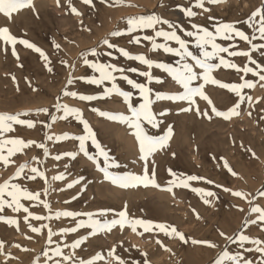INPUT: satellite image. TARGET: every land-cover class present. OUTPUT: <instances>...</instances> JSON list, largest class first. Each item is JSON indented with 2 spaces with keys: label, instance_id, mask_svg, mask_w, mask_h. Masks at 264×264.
<instances>
[{
  "label": "rangeland",
  "instance_id": "1",
  "mask_svg": "<svg viewBox=\"0 0 264 264\" xmlns=\"http://www.w3.org/2000/svg\"><path fill=\"white\" fill-rule=\"evenodd\" d=\"M192 2L193 0H123V3L135 5V7H110L108 4L102 3L101 0H93L94 6L84 4L82 0H71V5L82 13V15L77 16L71 12L68 0H60L59 5L57 4V0H34L35 11L30 8L24 9L14 14L10 21L0 14V27L7 26L11 34L18 39H26L42 49L50 58L52 62L51 66L53 67V72L49 73L45 67V61L40 57L39 53L19 43L16 45V52L19 55V60H17L12 55L11 46H5L0 41V112L15 114L21 111H30L33 115L25 118L51 123L47 115L42 112L39 115L36 113L40 109L47 108L50 113H54L57 116L61 115L60 113H55L53 108L56 97L61 96L62 102L83 110L84 117L95 131L101 146L108 152L111 158L121 165L120 168L109 169L111 172L126 173L136 168V172L134 170V173H138L141 170V173H139L142 174L144 162L140 159L138 142L130 134V130L125 125L102 118L91 110L93 107H96L106 111L126 112V105L122 102V99L113 96L107 100L83 102L71 97L62 96L70 69L66 68L61 61L64 60L70 65H75L76 71L74 74L76 76L90 75V69L81 62V54L91 48L97 47L104 38L108 37L113 43L128 49L132 53H144L149 58L174 64L178 58L162 52L153 53L147 41H143L141 45H134L129 43L130 37L121 36L113 38L111 37V33L118 29L123 30L126 27L125 22L128 17L152 13H156L165 19L177 23L184 29L191 30L190 24L193 22L192 19L186 17L179 8L180 6L188 7ZM262 4H264V0H226L225 3L212 5L211 7L208 5L212 11L204 13L205 17L201 16L203 19H198V15L194 22L207 26L212 30L213 25L217 21L231 22L236 21V19H246L252 11ZM194 10L202 13L199 9ZM208 15L215 19L210 20ZM239 26L246 32H250V29L246 25L240 24ZM86 29H91V31H87ZM148 34H151V32ZM239 42L237 41V43ZM221 43L227 44L228 42ZM240 43L238 44L239 49H248L249 45L247 43ZM55 44H60L61 48L59 50L56 49ZM5 47L8 48L7 52L4 51ZM252 55L258 63L264 64V56H261L259 52H254ZM105 59L107 60L108 58L106 57ZM232 59L236 63L239 62V65L242 62L240 66L247 63V58L245 57H235ZM113 62L125 68L136 67L141 71L147 70L143 65L135 61L126 60L123 57ZM20 65H23V67H20ZM127 74L138 82H144V78L135 73L129 72ZM153 74L164 80L163 84L152 85L156 91L170 92L176 87L170 77H167V74L160 70L153 69ZM236 74L234 70L225 69H220L214 73L216 78L222 82L230 81L231 83V81H238L239 83L241 82L239 77L242 73L238 74L239 77ZM250 75H248V78L249 80L256 81V87L245 89L244 93L253 97V104L251 107H249L247 102L242 104L241 116L234 117L231 121H225L214 115L212 120L209 121L206 118L198 117L195 115V112L180 113L179 108L182 105L169 101H160L154 105V110L161 111L168 109L170 110V114L162 118L164 124L161 125V128L153 131L163 134L168 125H171L174 131V135L169 141V146L164 151L157 152L150 158L149 169H153L151 161L154 160L157 183L162 184L161 186L166 188L168 186L166 182L170 181L171 178L173 179L168 171L171 169L183 177L189 175L204 177L206 180L213 181V184H208L205 181H192L190 182V189L175 187L174 189H177H173L172 193L162 191L159 188L155 189V187L150 188V186L148 188L141 186L144 189L141 192L139 191V188L140 190L142 189L141 187L124 190L114 186L110 181L104 179L103 173L97 170L96 165L92 161L82 153H79L78 141L67 139L60 142H52L46 140V136L49 134H83L82 124L73 118H69L67 121L58 119L52 125L51 132L40 123H37V126L30 130L26 126H15L16 131L9 133L8 136L44 142L48 145L51 155L44 157L42 150L35 146L24 150L23 153H17L12 158L15 161L14 164L8 167L0 164V183L13 176L19 165L25 162L34 165L32 158L39 157L44 161L39 167L46 173L51 185L49 194L47 196L43 195L48 185L40 178H37L35 181L22 180L20 182L29 190L41 192V198L50 202L53 212L63 210L98 212L101 209H110L112 211L108 213L107 219H112L113 217L111 216H114L115 212L123 210L127 204L128 215L133 219H144L175 226L187 238L199 240L206 236V240L214 239V242H219L223 245L224 241L219 237V231L232 235L234 232L240 230L243 222L250 218L249 205L246 201L233 197L230 192H224L222 188H218L216 185H222L234 191L243 190L253 195L258 190H264V119H262L264 117V88L260 86L261 82L258 81L257 77L256 79L255 77H250ZM13 76L16 77L15 81L12 79ZM234 78L235 80H233ZM119 83L125 90H131L126 82L120 81ZM17 85L19 86V90H17ZM33 88L37 90L33 91ZM256 88L257 90H255ZM71 90L90 95H100L102 93V87L89 85L83 81H77ZM205 90L218 110L226 111L237 101V97H234L233 93L231 95L230 92L227 93L225 89H220L217 86L208 85ZM261 98L263 99L262 101ZM257 100H259V103L256 102ZM198 103L202 110L205 109V101L198 100ZM248 111L252 112L251 117L247 115ZM233 140H235V145L232 143ZM241 142L244 147L240 146ZM248 148H251L256 153L255 157L246 150ZM88 150L90 154L97 155V150L92 146L90 141L88 142ZM66 152H77L78 155L76 159L67 156H63L59 161L53 159L57 154L62 155ZM125 152H128L131 158ZM97 158L101 166H105L103 158L98 155ZM125 158L126 160L131 159L130 162L126 163V160L124 161ZM221 158L227 159L232 169L238 173L237 177L232 176L227 169L221 166L223 163ZM61 173L67 177L66 180H52L53 176ZM25 174H27V169L25 170ZM168 175L170 178L165 179ZM79 177H84L81 184H77L71 189L66 187L68 183ZM98 181L100 182L98 183ZM106 182L109 183L110 187H105L104 183ZM198 186L205 190L216 192L219 200H213L212 206L205 205L200 196L191 190V188ZM61 189L64 190L61 191ZM136 192L138 193L132 194ZM143 192L149 194L150 197L148 195L144 198L145 193ZM141 193H143L142 196ZM166 196L169 198V200L167 199L168 202L165 200ZM127 197H129L128 200L131 204L126 200ZM171 197L175 199L173 200ZM160 200L163 201L162 204ZM256 202L264 206V198ZM22 203L25 206L31 204L28 201H22ZM239 208H243L244 211H239ZM193 209L199 213L202 220L199 219V221L196 218ZM30 211L37 215L49 214L43 205H33L30 207ZM24 215L23 212L14 213L11 208L7 207L0 213V216L20 219L19 231H17L15 226H9L0 220V241L5 243L3 250L5 254L0 255V264H35L37 257H40V264H44L45 258L42 253L48 248L46 242L47 229L44 230V234L31 232L23 220ZM77 219H86V217H78ZM30 222L36 227H39L42 223L50 224L53 230L57 232L62 228L75 226L74 220L64 217L53 219L52 221L31 220ZM248 228L246 234L254 238L264 239V231L258 226L251 225ZM113 231H117V234H115L121 237L115 235V238L112 237L114 239H110L109 234L105 236V233L90 236L88 235L90 229L82 228L76 233L68 234L65 237H54V239L63 244L65 242L71 243L75 239L87 236L85 242L76 250V255L83 259H90L102 251L103 253H107V249L116 246L117 254L126 261V264H145L146 261L147 264H187L192 258H205V256L208 257V255L214 253L213 259H209L208 263H206L213 264L216 255L214 250L206 246L191 245L190 242L189 244H184L177 238L165 236L163 232H159L158 230L143 233L144 235L137 234L143 232L141 228L137 229L136 234L129 227H125L124 231H121L117 227ZM27 237H32V239H28ZM157 240L161 241L171 251H166L165 248H162L157 243ZM104 241L108 242L107 245H114L110 248L107 246L105 250L103 243L107 242ZM16 244L21 245L22 248L31 249V251L24 252L16 248ZM230 247L232 249L236 248L235 245ZM70 251V249H65L66 253H70ZM9 253L15 259L10 258L7 255ZM144 253L147 254L146 257L143 255ZM247 256L249 259H259V254L255 252L248 253Z\"/></svg>",
  "mask_w": 264,
  "mask_h": 264
},
{
  "label": "snow or ice",
  "instance_id": "2",
  "mask_svg": "<svg viewBox=\"0 0 264 264\" xmlns=\"http://www.w3.org/2000/svg\"><path fill=\"white\" fill-rule=\"evenodd\" d=\"M82 2L94 6L93 0H82ZM101 2L108 4L110 7H135V5L123 3V0H101ZM225 2L226 0H193L188 7L180 6L179 10L193 21L190 24L191 30L184 29L179 24L165 19L156 13H152L128 17L125 22L126 27L123 30L118 29L111 33V37L113 38L121 36L130 37L129 43L134 45H141L143 41H147L153 53L162 52L166 55L178 58L174 64L149 58V56L144 53H132L128 49L113 43L108 37L104 38L97 47L91 48L81 54V62L90 69V75L76 76L74 74L76 71L75 65H70L64 60L61 61L66 68L70 69L65 89L62 91V96L71 97L83 102L107 100L111 99L113 96L122 99V102L126 105V112L106 111L96 107H93L91 110L102 118L125 125L130 130V134L138 142L140 159L144 162L142 174L111 172L109 169L119 168L121 165L111 158L108 152L101 146L95 131L88 120L85 119L83 110L62 102L61 96L56 97V101L53 105L55 113H60L61 115L57 116L54 113H50L47 108L40 109L36 113L37 115L41 112L44 113L49 117L51 123L25 118L33 115L30 111H21L15 114L0 112V164L4 167L14 164L15 161L12 158L17 153H23L24 150L32 146L41 149L44 157L51 155L48 145L44 142L8 136L9 133L16 131L15 126H26L29 129H33L37 126V123H40L51 132L52 125H54L58 119L67 121L69 118H73L82 124L83 134H49L46 136V140L52 142H60L67 139L78 141L79 153H82L92 161L96 165L97 170L103 173L104 179L110 181L114 186L122 189L141 186L148 188L151 186L172 193L174 187L189 188L190 182L192 181H205L208 184H213V181L206 180L204 177L195 175L183 177L169 169V174L173 179L168 181V186L166 188H163L156 181L154 160L151 161L153 164L152 170L149 169V162L150 158L157 152L164 151L169 146V141L174 135L171 125L166 126V131L163 134H159L158 131H153L159 130L161 125L164 124L162 118L170 114V110L168 109L161 111L154 110V105L157 102L169 101L174 104L182 105L179 108L180 113L195 112V115L198 117L206 118L209 121L212 120L213 115L225 121H231L234 117L241 116L242 104L247 102L249 107L253 104V97L245 95L244 90L255 88L256 81L246 79V77L249 74L253 77H257L258 81L261 82L260 86L264 88V64L258 63L252 55L254 52H259L261 56H264V4L252 11L244 20L231 22L217 21V23L213 25L212 30L207 26L194 22L195 18L201 14V12L194 9H199L203 13H209L211 12V8L207 5H218ZM59 3L60 0H57L58 5ZM68 3L73 14L77 16L82 15V13L71 5V0H68ZM29 8L35 11L34 0H0V14L8 18L9 21L13 18L14 14ZM208 18L210 20L215 19L211 16ZM81 23L83 22L81 21ZM240 24L246 25L247 28L250 29V32H246L238 27ZM86 30L91 31V29ZM149 32H151V34H148ZM0 41H2L5 46H11L12 55L16 57L17 60H19V55L16 52V45L18 43L26 48L34 50L39 53L40 57L45 61L47 71L49 73L53 72V67L51 66L52 62L47 54L28 40L18 39L11 34L7 26L0 27ZM237 41L247 43L249 45L248 49H239ZM221 42L228 43L225 44ZM54 46L58 50L61 48L60 44H55ZM7 50L8 48L5 47L4 51L7 52ZM106 57L108 58L107 60L105 59ZM120 57L129 61H135L143 65L147 70L141 71L136 67L125 68L113 62L120 59ZM235 57H246L247 63L240 66L232 59ZM20 67H23V65H20ZM153 69L160 70L167 74V77H170L171 81L174 82L176 86L173 91L161 92L156 91L152 87L153 84L164 83L162 78L153 74ZM220 69L234 70L237 74L242 73L239 77L241 82H222L214 75V73ZM129 72L143 77L144 82H138L136 79L131 78L127 74ZM12 79L15 81L16 77L13 76ZM77 81H83L89 85L102 87V93L100 95H90L71 90ZM120 81L126 82L131 90L122 88L119 83ZM208 85L217 86L220 89H225L233 93L238 98L236 103L226 111L218 110L205 90ZM17 90H19L18 85ZM36 90L37 89L33 88V91ZM198 100L206 102L205 109L202 110L200 108ZM256 102L259 103V100ZM247 115L251 117L252 112L248 111ZM262 119H264V117H262ZM89 141L97 150V155L103 158L105 166H101L97 155L90 154L88 150ZM232 143L235 145V140H233ZM240 146L244 147L242 142ZM246 150L250 152L252 156H256V153L251 148ZM77 155V152H66L62 155L57 154L53 159L59 161L63 156L76 159ZM32 159L34 165L28 162L19 165L13 176L9 177L3 183H0V213H2L6 207L11 208L14 213L23 212L25 214L23 220L31 232L44 234V230L47 229L46 242L48 248L42 253L45 258L44 264H100V262H102V264H126V261L117 254L116 246L111 247L106 254L100 252L90 259H83L76 255V250L85 242L87 236L75 239L71 243L65 242L63 244L54 239V237H65L68 234L76 233L82 228L90 229L88 235L96 236L101 233H111L112 230L117 227L121 231H123L125 227H129L133 233H137V229L141 228L143 232L137 233L139 235L158 230L159 232H163L165 236L170 238L175 237L184 244H189L190 242L191 245L206 246L216 252L213 264H264V239L254 238L246 234V230L251 225H256L264 231V206L256 202L264 198V190H258L255 195H253L243 190L234 191L222 185H216V187L222 188L224 192H230L233 197L246 201L249 205L250 218L243 222L240 230L232 235L224 231H219L218 235L224 241V244L221 245L219 242H214L212 240L187 238L184 233L178 231L175 226L155 223L144 219L130 218L127 212V205L124 206L123 210L115 212L112 219H107L108 213L112 211L110 209H101L98 212L69 210L53 212L50 202L41 198V192L29 190L20 182L22 180L35 181L37 178H40L48 185L43 195L47 196L49 194L51 185L46 173L39 167L44 161L39 157H33ZM221 159L223 160L221 166L227 169L232 176L237 177L238 173L232 169L227 159ZM26 169L27 174H25ZM66 179L67 177L63 173L52 177L53 181H63ZM83 180L84 177H79L68 183L66 187L71 189L75 185L81 184ZM63 190L64 189H61V191ZM191 190L200 196L205 205L212 206L213 200H219V197L214 191H208L200 187H193ZM73 199H75V197H73ZM22 201H28L31 202V204L25 206ZM33 205H43V207L48 210L49 214H34L30 211V207ZM238 210L241 212L244 211L243 208H239ZM193 212L196 214L197 219H201L199 213L196 212L195 209H193ZM61 217L71 218L75 221V226L62 228L57 232L53 230L50 224L42 223L39 227H36L30 222L31 220L52 221L53 219H60ZM78 217H86V219H77ZM0 220L9 226H15L17 231H19L20 221L18 219L0 216ZM27 238L32 239V237ZM157 243L160 244L162 248H165L166 251H171V249H167L161 241L157 240ZM232 245H235L236 248L232 249L230 247ZM4 247L5 243L0 241V255L5 254L3 251ZM15 247L24 252L31 251V249L22 248L19 244H16ZM66 248L71 250L70 253L65 252ZM252 252L258 253L259 259H249L247 254ZM7 255L15 259V257H11L10 253ZM143 255L145 257L147 256L146 253ZM35 264H40V257L36 258ZM145 264H147V261Z\"/></svg>",
  "mask_w": 264,
  "mask_h": 264
},
{
  "label": "bare ground",
  "instance_id": "3",
  "mask_svg": "<svg viewBox=\"0 0 264 264\" xmlns=\"http://www.w3.org/2000/svg\"><path fill=\"white\" fill-rule=\"evenodd\" d=\"M244 3H245V2H244ZM207 6H208V5H207ZM209 6L211 7L212 5H209ZM212 8H213V7H212ZM237 8H238V7H237ZM211 11H212V9H211ZM243 12H244V11H243ZM201 16H203V18L205 17L203 12L198 16V19H199V18H202ZM209 16H210V15H208V17H209ZM231 16H232V14H231ZM203 18H202V19H203ZM236 20H237V19H236ZM238 20H239V19H238ZM194 21H195V20H194ZM239 27H241V26H239ZM239 43H240V42H239ZM239 43H237V44H239ZM240 44H241V43H240ZM242 44H243V43H242ZM244 45H245V44H244ZM244 45H243V46H244ZM238 46H239V45H238ZM243 46H242V47H243ZM246 47H247V46H246ZM239 48H240V47H239ZM247 48H248V47H247ZM243 49H244V48H243ZM245 58H246V57H245ZM244 60H245V59H244ZM238 61H239V60H238ZM238 63H239V62H237V64H238ZM241 63H242V62H241ZM241 63H240V65H241ZM259 63H261V62H259ZM262 64H263V63H262ZM242 66H243V65H242ZM235 73H236V72H235ZM233 74H234V73H233ZM236 75L238 76V74H236ZM251 76H252V75H250V77H251ZM234 77H235V76H234ZM238 77H239V76H238ZM252 77H253V76H252ZM235 78H237V77H235ZM235 78H234L233 80H235ZM246 78L249 79L248 76H247ZM255 78H256V77H255ZM237 79H238V78H237ZM256 79H257V78H256ZM231 80H232V79H231ZM228 82L230 83V81H228ZM231 82H232V81H231ZM237 83H238V81H237ZM259 87H260V86H259ZM257 88H258V87H257ZM257 88H256L255 90H257ZM258 89H259V88H258ZM255 90H254V91H255ZM259 90H261V89H259ZM226 91H227V90H226ZM263 91H264V90H263ZM263 91H261V92H263ZM252 92H253V91H252ZM255 92H256V91H255ZM227 93H228V91H227ZM256 93H258V92H256ZM225 94H226V93H225ZM230 94H231V93H230ZM259 94H260V93H259ZM231 95H232V94H231ZM260 95H261V94H260ZM256 96H258V95H256ZM230 97H231V96H230ZM234 97H235V95H234ZM259 97H260V96H259ZM235 99H236V98H235ZM237 99H238V98H237ZM262 100H263V99L261 98V101H262ZM222 109H223V108H222ZM257 122H258V121H257ZM258 124H259V123H258ZM255 127H256V126H255ZM28 129H29V128H28ZM29 130H30V129H29ZM29 130H28V131H29ZM74 134H75V133H74ZM78 134H79V133H78ZM129 143H130V142H129ZM128 146H129V145H128ZM138 148H139V147H138ZM120 153H121V152H120ZM120 153H119V154H120ZM125 154H128L127 156H128L129 158H131V157L129 156V153H128V152H125ZM123 155H124V154H123ZM123 155H122V156H123ZM168 155H169V154H168ZM122 156H121V157H122ZM78 157H79V156H78ZM121 159H122V158H121ZM125 160H126V158L124 159V161H125ZM128 160H129V161H128ZM130 160H131V159H127V160H126V163L130 162ZM122 161H123V160H122ZM136 161H137V160H136ZM124 163H125V162H124ZM84 164H85V163H84ZM88 166H89V165H88ZM119 168H120V167H119ZM128 168H129V167H128ZM139 168H140V167H139ZM135 169H136V168H135ZM135 169H134V170H135ZM134 170H132L133 172H132V171H128V170H126V171L134 173ZM89 171H90V170H89V168H88V172H89ZM115 171H116V170H115ZM123 171H124V170H123ZM138 171H139V170H138ZM140 171H141V170H140ZM140 171H139V172H140ZM119 172H120V171H119ZM124 172H125V171H124ZM135 172H136V170H135ZM139 172H138V173H139ZM138 173H136V174H138ZM140 173H141V172H140ZM140 173H139V174H140ZM156 175H157V174H156ZM164 177H165V176H164ZM99 178H101V177L99 176ZM162 178H163V175H162ZM162 178H161V179H162ZM167 178H170V176L168 175V177H165V179H167ZM165 179H164V180H165ZM164 180H163V181H164ZM171 180H172V178H171ZM167 181H168V180H167ZM99 182H100V181H98V183H99ZM104 182H105V181H104ZM98 183H96V184H98ZM106 183H107V182H106ZM106 183H104V184H105V187L108 188L107 186H109V183H107V184H106ZM101 184H102V182H101ZM101 184H98V185H101ZM104 184H103V185H104ZM164 184H165V183H164ZM166 184H168V182H166ZM161 185H162V184H161ZM196 185H197V184H196ZM109 187H110V186H109ZM198 187H199V186H198ZM138 188H139V187H138ZM141 188H142V187H141ZM150 188H151V186H150ZM163 188H164V187H163ZM174 188H175V187H174ZM174 188H173V189H174ZM181 188H182V187H181ZM152 189H153V188H152ZM155 189H156V188H155ZM176 189H177V188H176ZM176 189H174V190H176ZM189 189H190V188H189ZM124 190H125V189H124ZM137 190H138V189H137ZM142 190L144 191L143 188H142L141 190H140V188H139V191H140V192H141ZM151 191H152V190H151ZM189 191H190V190H189ZM132 192H133V190H132ZM134 192H135V191H134ZM152 192H153V191H152ZM137 193H138V192H136V193H132V194L134 195V194H137ZM143 193H145L144 196H143L144 198H145L146 196L149 195V194H146V192H143ZM143 193H141V196H142ZM192 193H193V192H192ZM126 194H127V193H126ZM130 194H131V193H130ZM130 194H129V196H130ZM139 194H140V193H139ZM175 194H176V193H175ZM190 194H191V193H190ZM154 195H156V194H154ZM158 195L160 196V194H158ZM161 195H162V194H161ZM173 195H174V194H173ZM141 196H140V197H141ZM170 196H171V195H170ZM97 197H98V196H97ZM134 197H135V196H134ZM140 197H139V198H140ZM149 197H150V195H149ZM156 197H157V196H156ZM160 197H161V196H160ZM160 197H159V198H160ZM162 197H163V196H162ZM166 197H167V198H166L165 200H167V199L169 200L168 196H166ZM189 197H190V196H189ZM132 198H133V197H132ZM135 198H136V197H135ZM135 198H134V201H135ZM141 198H142V197H141ZM152 198H153V197H152ZM171 198H173V197H171ZM128 199H129V197L126 198V200H128ZM160 199H162V198H160ZM174 199H175V198H173V200H174ZM145 200H146V199H145ZM158 200H159V199H158ZM158 200H157V201H158ZM168 200H167V202H168ZM170 200H171V199H170ZM128 201H129V200H128ZM125 202H126V201H125ZM125 202H124V203H125ZM160 202H161V204L163 203L162 200H160ZM103 203H104V202H103ZM129 203H130V201H129ZM129 203H128V204H129ZM132 203H133V202H132ZM138 203H139V202H138ZM130 204H131V203H130ZM126 205H127V204H126ZM132 205H133V204H132ZM130 206H131V205H130ZM119 207H120V206H119ZM127 208H128V207H127ZM116 211H117V210H116ZM120 211H121V210H120ZM138 212H139V211H138ZM142 212H143V211H142ZM229 212H230V211H229ZM131 213H132V212H131ZM140 214H141V213H140ZM205 214H206V213H205ZM147 215H148V214H147ZM230 215H231V214H230ZM110 216H111V213H110ZM209 216H210V215H209ZM224 216H226V215H224ZM111 217H113V216H111ZM133 217H134V216H133ZM203 217H204V216H203ZM232 217H233V216H232ZM237 217H238V216H237ZM130 218H131V217H130ZM230 218H231V217H230ZM239 218H240V217H239ZM231 219H232V218H231ZM19 220H20V219H19ZM198 220H199V219H198ZM201 220H202V219H201ZM232 220H233V219H232ZM237 220L239 221V219H237ZM149 221H150V220H149ZM199 221H200V220H199ZM206 221H207V220H206ZM224 221H225V220H224ZM229 221H230V220H229ZM233 221H234V220H233ZM233 221H231V222H233ZM240 221H241V220H240ZM196 222H197V220H196ZM215 223H216V222H215ZM240 223H241V222H240ZM238 224H239V223H238ZM238 224H237V226H238ZM225 225H227V224H225ZM225 225H224V226H225ZM234 225H235V224H234ZM199 226H200V225H199ZM224 226H223V227H224ZM239 226H240V225H239ZM231 227H232V226H231ZM224 228H225V227H224ZM238 228H239V227H238ZM124 229H125V228H124ZM196 229H197V228H196ZM248 229H249V228H248ZM258 229H259V228H258ZM139 230H140V229H139ZM193 230H194V229H193ZM224 230H225V229H224ZM227 230H229V229H227ZM123 231H124V230H123ZM258 231H259V230H258ZM116 232H117V231L114 232V231L112 230L111 233H107V234H104V235H105V236H106V235L108 236V234H109V238L111 239L112 237L115 238V235L117 234ZM191 232H192V231H191ZM200 232H201V231H200ZM115 233H116V234H115ZM120 233H121V232H120ZM228 233H229V232H228ZM234 233H235V232H234ZM260 233H261V230H260ZM121 234H122V233H121ZM134 234H136V233H134ZM29 235H30V234H29ZM104 235H103V237H104ZM131 235H132V234L130 233V236H131ZM143 235H144V234H143ZM262 235H263V234H262ZM116 236H117V237H121L120 235H119V236L116 235ZM263 236H264V235H263ZM131 237H132V236H131ZM137 237H138V236H137ZM210 237H212V236H210ZM261 237H262V236H261ZM107 238H108V237H107ZM114 238H112V239H114ZM160 238H161V237H160ZM172 238H173V237H172ZM198 238H199V237H198ZM103 239H105V238H103ZM118 239H119V238H118ZM206 239H207V237L205 236V237H203V238H201V239H199V240H206ZM211 239H213V237H212ZM262 239H263V238H262ZM105 240H106V239H105ZM125 240H126V239H125ZM213 240H214V239H213ZM213 240H212V241H213ZM133 241H134V240H133ZM98 242H99V241H98ZM104 242H107V241H104ZM111 242H112V241H111ZM120 242H121V241H120ZM123 242H124V240H123ZM129 242H130V240H129ZM142 243H143V242H142ZM221 243H223V242H221ZM103 244H104L105 250L107 249V246H109V248H110L111 246L114 245V244L111 245V246H110V245H107L108 242H107V243H103ZM110 244H111V243H110ZM153 244H154V243H153ZM94 245H95V244H94ZM98 245H99V244H98ZM99 248H100V247H99ZM98 250H99V249H98ZM102 250H103V249H102ZM102 250H101V251H102ZM105 250H104V251H105ZM108 250H109V249H107V251H108ZM99 251H100V250H99ZM107 251H106V252H107ZM102 252H103V251H102ZM201 252H202V251H201ZM199 253H200V252H199ZM204 253H205V252H204ZM105 254H106V253H105ZM213 254H214V253H213ZM213 254L208 255V257L205 256V258H204V257L202 258V257L200 256V257H201L200 259H198V258H192V259H190V260L188 261L187 264H206V263H208V260L211 259V258L213 257ZM157 255H158V254H157ZM196 255H198V254H196ZM201 255H203V254H201ZM205 255H206V254H205ZM212 259H213V258H212ZM100 263H102V262H100Z\"/></svg>",
  "mask_w": 264,
  "mask_h": 264
}]
</instances>
